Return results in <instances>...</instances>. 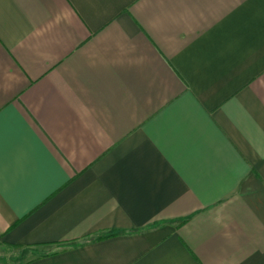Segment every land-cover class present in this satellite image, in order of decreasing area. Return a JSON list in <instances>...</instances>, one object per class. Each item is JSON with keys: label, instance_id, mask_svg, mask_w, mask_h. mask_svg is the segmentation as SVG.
I'll list each match as a JSON object with an SVG mask.
<instances>
[{"label": "crops", "instance_id": "crops-1", "mask_svg": "<svg viewBox=\"0 0 264 264\" xmlns=\"http://www.w3.org/2000/svg\"><path fill=\"white\" fill-rule=\"evenodd\" d=\"M2 264H264V0H0Z\"/></svg>", "mask_w": 264, "mask_h": 264}, {"label": "rangeland", "instance_id": "rangeland-1", "mask_svg": "<svg viewBox=\"0 0 264 264\" xmlns=\"http://www.w3.org/2000/svg\"><path fill=\"white\" fill-rule=\"evenodd\" d=\"M2 245H0V258L3 257L4 254H6V252L2 249L1 247ZM3 261H0V264H2Z\"/></svg>", "mask_w": 264, "mask_h": 264}]
</instances>
